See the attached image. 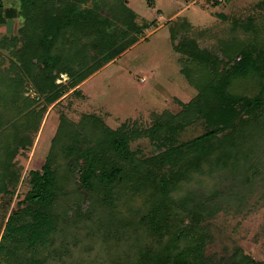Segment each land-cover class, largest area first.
<instances>
[{
	"label": "trees",
	"instance_id": "obj_1",
	"mask_svg": "<svg viewBox=\"0 0 264 264\" xmlns=\"http://www.w3.org/2000/svg\"><path fill=\"white\" fill-rule=\"evenodd\" d=\"M100 1L89 8L88 0H21L18 33L0 39V192H12L15 159L48 107L71 90L79 95L85 80L127 49L109 48L104 39L115 43L112 18L127 15L124 23L132 27L137 15L128 0ZM254 8L261 11L229 20L221 33H195L188 20L175 17L170 38L185 55L181 71L198 93L150 128L113 129L95 113L77 122L60 115L42 167L29 172L31 188L0 226V264H264L242 250L222 263L206 254L204 221L219 208L212 201L217 191L203 201L191 191L173 195L194 173L250 162V141L264 128V0ZM3 9L0 0V24L11 19ZM94 9L106 11V18ZM209 38L211 46L204 43ZM3 51L9 55L5 71ZM251 71L262 77L261 90L252 97L238 94L234 80ZM62 73L69 78L57 83ZM28 83L40 99L25 95ZM197 122L205 131L179 140ZM140 136L153 139L155 152L148 157L129 146ZM128 182L146 193L144 212L124 201L120 207L117 190L129 189ZM84 192L91 196L86 207Z\"/></svg>",
	"mask_w": 264,
	"mask_h": 264
},
{
	"label": "rangeland",
	"instance_id": "obj_2",
	"mask_svg": "<svg viewBox=\"0 0 264 264\" xmlns=\"http://www.w3.org/2000/svg\"><path fill=\"white\" fill-rule=\"evenodd\" d=\"M262 1L230 0L215 5L190 0H128V6L137 15L131 22L132 27L130 21L127 25L124 23L128 18L126 14L118 20L111 17L116 23L112 27L113 33L117 34L115 43L110 44L114 39H104L109 48L127 45V49L85 80L79 86V95L71 90L61 97L60 102L48 107L41 128L15 159L18 180L10 187L12 192H0V226L4 227L8 216L18 208V202L31 188L29 172L42 167L61 114L77 122L82 114L95 113L113 129L124 124L147 129L162 115L179 112L183 103L196 96L198 89L181 71L186 57L173 47L171 22L175 17H181L192 24L195 33H221L228 28L229 20L258 14L261 10L254 6ZM93 2L88 0L84 7H93ZM101 2L99 0L100 5ZM3 3V13L11 19L0 24V39L15 36L21 24L17 17L21 0H3ZM94 13L101 19L107 15L101 9H94ZM220 13H224L227 19ZM213 42L209 38L204 43L211 46ZM3 53L5 61L1 70L5 71L9 55L8 51ZM68 78L66 73H62L57 83H65ZM261 78L251 71L245 78L235 79L233 87L238 94L252 97L261 90ZM25 95L40 99L30 83ZM41 107L43 105L38 109ZM204 131L203 122L192 123L180 134L179 140H190ZM250 145V162L246 163V168L228 167L212 174L207 170L194 173L173 192L179 198L191 191L196 193L198 201L218 192L212 201L218 203L219 208L214 217H207L204 221L209 233L205 252L215 261L220 259L221 263L239 250L256 261H264V128L250 141ZM129 146L138 157H148L155 152L153 139L149 136L137 137ZM248 167L252 170L249 171ZM126 186L129 189L120 187L117 190L122 195L120 207L124 201V206H139L144 212L143 202L147 203V195L141 184L128 182ZM89 197L84 202L85 207L91 202ZM182 218L187 219V216ZM87 253L90 257L96 254L92 251Z\"/></svg>",
	"mask_w": 264,
	"mask_h": 264
},
{
	"label": "built area",
	"instance_id": "obj_3",
	"mask_svg": "<svg viewBox=\"0 0 264 264\" xmlns=\"http://www.w3.org/2000/svg\"><path fill=\"white\" fill-rule=\"evenodd\" d=\"M190 1H192L193 3H199V2L223 3V2L230 1V0H190Z\"/></svg>",
	"mask_w": 264,
	"mask_h": 264
}]
</instances>
